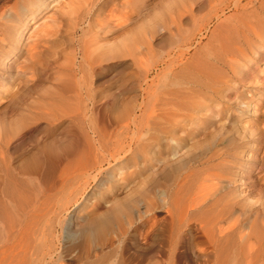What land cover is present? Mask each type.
<instances>
[{
    "label": "rangeland",
    "instance_id": "obj_1",
    "mask_svg": "<svg viewBox=\"0 0 264 264\" xmlns=\"http://www.w3.org/2000/svg\"><path fill=\"white\" fill-rule=\"evenodd\" d=\"M21 2L4 0L0 6ZM52 6L36 20L50 32L37 37L40 47L30 54L24 48L31 30L16 57L0 66V134L20 123L11 133L13 165L24 168L49 146L81 133L97 139L95 121L107 137L119 130L124 110L135 111L126 136L139 139V149L134 146L104 163L100 180L65 210L67 181L57 175L41 181L34 206L23 209L26 234L34 235L31 254L36 255L30 254L28 263L41 264L38 243L59 227L57 216L63 221L64 243L68 229L76 230L115 200L132 199L122 218L132 221L128 236L121 237L123 251L108 245L91 248L77 238L53 264H264V0H94L73 19L59 4ZM141 31L145 42L131 53L126 49L121 56L98 59ZM92 66L97 69L92 79L96 110L72 112ZM187 94H194V102ZM92 101L85 103L91 108ZM154 104L180 115L174 113L169 122L168 112L157 109L163 118L154 119L156 142L146 150V107ZM190 111L198 120L176 121ZM1 138L6 139L0 135V144ZM181 162L173 175L162 178L163 170ZM201 186L207 188L204 194L197 192Z\"/></svg>",
    "mask_w": 264,
    "mask_h": 264
},
{
    "label": "bare ground",
    "instance_id": "obj_2",
    "mask_svg": "<svg viewBox=\"0 0 264 264\" xmlns=\"http://www.w3.org/2000/svg\"><path fill=\"white\" fill-rule=\"evenodd\" d=\"M2 1H4V0H0V5H1ZM21 1H22L21 4L15 3L11 6H7V5H6V7H4L5 5L3 7L0 6V66L4 65L3 63L6 61V59L8 57H12V56H13V58L16 57V50L20 47V45H21L22 41L25 39L26 35L30 34L31 30H33V32H31V34L29 36L27 35L28 40H27V43L25 44L24 48H26L27 53L30 54L40 47L39 43H41V40H40V38H37V37L42 32H45V30H42V26L40 28V26L37 25L36 20H38V18L43 14V12L45 10L52 9L53 8L52 4H59V7L62 6V9L65 10L66 13H68L73 19V17L76 18L79 15V13L85 12V10H88V8L90 6H92L94 3V0H62V2L60 0H21ZM3 4H5V2L2 3V5ZM216 12H217V10H216ZM53 22H55V21L53 20ZM49 34H50V32L46 31L43 34L44 35L43 37L49 36ZM144 38H145L144 32L141 31L139 33H135L134 35H131V37H128L127 39H125V41L120 43L118 46H115L114 48L109 50L108 54L106 53V55H108V57L106 55L105 56L103 55V57H102V55H101L98 57V59L109 60L111 58H114V56H121L122 54H124L126 49L128 51H130L129 53H131V51L134 49L135 45L138 42L142 43L145 40ZM149 48H150V45L148 43L147 49H149ZM142 53L143 52H139V55H142ZM96 60L97 59H95V60L93 59V61H96ZM233 61H234V59H233ZM147 70L148 69H146L145 71H147ZM88 72H89L90 77L87 81L84 82L83 85L80 86V91L77 95V98L80 100H78V103H76L77 105L75 106V108H73V107L69 108L72 110V112L74 110V111L78 112V114L82 113L83 115L87 114V113H93L97 107L95 105L96 100L93 97L94 92L96 94H97V92L95 90V87L93 86L94 84H93V80H92L97 73V69L92 66L91 68H89ZM145 73L147 74V72H145ZM228 78H230V77H228ZM144 80L146 81L147 78ZM150 86L151 85H149V87ZM150 90H151V87H150V89L148 88L149 92H150ZM85 95H86V97H85ZM149 95H150V93H149ZM187 95L189 96V94H187ZM197 96H199V95L196 94V96L194 97L195 100H196ZM90 97L93 99L91 108H90L89 104L85 103V100L88 98L90 100ZM189 97H186V98L188 99ZM183 98H185V96ZM197 98H199V97H197ZM192 99H193V97L191 98V100ZM183 101L185 102L184 99H183ZM192 101L194 102V100H192ZM192 101H190V102H192ZM240 101H244V100H240ZM156 102H158V101H156ZM167 102H168V100H167ZM187 103H189V102H187ZM180 104H181V101H180ZM250 104L251 103H248L247 106H250ZM74 105H75V103H74ZM163 105H162V110H164ZM178 106L180 108V105H178ZM146 108H145L146 109V117L144 116L145 112H144V114L142 113V116L145 117V121L147 122L146 123L147 124L146 125V127H147L146 131L148 133H147V138L144 140L146 142V150H147L151 147V145H152L151 142L155 141L154 135H155V132L157 129L155 130V128L153 126L154 125V119L155 118H157L158 120L160 119L159 121L161 122V119L163 118V116H162V118L160 117V115L158 116V113H157L158 108H157L156 104L149 105ZM182 108L179 110L181 111ZM257 108L258 107H256V105H254V112H257ZM71 110L69 111L70 113H71ZM133 110H132V112L130 111L131 113L126 112L127 110H124V113L123 112L121 113V118L118 121L119 124L117 123L119 127L116 126L119 129L118 130L116 128L118 130V131L116 130L117 132L114 131V133H112V134L111 133L109 134V132H108L107 137H104V135L102 136V133H104L103 130L99 129L97 124H94V123H96V121L95 122L93 121L94 122V123L92 122L94 124V126L92 124L93 130H94L93 133L97 136V139H95L94 137H91L89 135L90 133H88V132L83 133V134L81 133V135H77V136L73 137L72 139L68 138V140H66L65 143H63L59 146H49L48 148H46L45 153L40 158H32V159L30 158V160L26 163V166H24V168H19V167H16L15 165H13V157L9 152V146L11 145V142L14 139V134H11V133L15 132V130L20 126V123H15V124L11 125V127L6 128L4 130V132L0 134L1 137L3 136L4 138H6V139L1 138L4 141L3 142L4 145H3V143L0 144V170L3 172L2 181H1L2 187L0 185V187H1V189H0V191H1V195H0V264H30V263L32 264L31 261H30V263H28V262H29L30 256L35 255V254H33V252L31 254V251L33 250L31 246H32V242L34 240V238L32 240V237H34V235L32 234V232H31V234L30 233L26 234L27 229L25 227H27V226L24 225L25 217L23 214L24 213L23 209L28 208V207L32 208L34 206V204L36 202V199H34V196L37 194L39 188L41 190V187H40L41 181H42V183L45 179H47V181H48V178H51L54 175H57L60 178H62V180L67 181L68 187H67V190L65 191V194H64V199H65L64 203L65 204L61 205V208H64V206L73 205L87 191L88 187L91 185V182H94V181L98 182V180H100L99 176H101L103 171H104V163L110 164L112 161H116L118 158H120L122 156L123 153L124 154L127 153L131 148H134V146H136L138 148V146H139L138 140L139 139L131 138L129 140V137L126 136L128 130L131 128L130 127L131 123L135 122L134 120L136 117H134L133 113L135 111H133ZM159 110H161V108L158 109V111ZM167 110H164V112L166 113ZM170 110H171V108H170ZM179 110H178V112H179ZM143 111H145V110H143ZM161 111L159 113H161ZM191 111H190V115L188 114L186 116H184V114L181 113V114H183V116H178L176 118V121H180V122L182 121L180 123L182 125L183 122H185L186 124H192V122H194L195 120H198V116L191 114ZM174 113L175 112H173V114H172L171 111L168 112V115H169V116L167 115L168 119L170 116L176 117L175 114H177V111L175 114ZM195 113H196V110H195ZM76 114H75V116H76ZM82 114H80V115H82ZM161 115H164V113ZM177 115H180V114H177ZM135 116H137V115L135 114ZM167 117L164 116L165 119ZM139 118H140V116H139ZM170 121L171 120L169 119V122ZM176 121L172 120V122L175 125H177V123H179V122L176 123ZM157 124H158V122H157ZM172 126H174V125H172ZM163 127L160 129L163 130ZM245 129H247V128H245ZM168 130H171V129H168ZM112 132H113V130H112ZM155 136H157V135H155ZM104 138H106L108 140V142L107 141L104 142L103 141ZM141 143L143 144L142 141H141ZM141 149H142V147H141ZM181 166H183V162H181V164L169 166L170 168H168V169L166 168L161 173L162 178L164 179L165 177H168L169 174H172V172L178 170V168ZM22 178L27 179V180H23ZM206 180L207 179H205V181ZM45 182L46 181H44V183ZM206 182H207V184L204 183V185L207 187V185H209V183H208V181H206ZM217 182H218V180H217ZM67 183H66V185H67ZM181 183H184V182L182 181ZM42 185L44 186V184H42ZM64 185H65V183H64ZM186 186H187V184H186ZM206 189L207 188L204 187V189H203V187H202L201 189L199 188V191H197V192L201 193V192H203L202 190H206ZM43 192H41V195L43 194ZM184 192H185V190H184ZM204 193L205 192H203L201 194H204ZM203 198H204V196H203ZM51 201L53 202V200H51ZM133 201L134 200H132V199H128L126 201H120V200L113 201L105 211L84 219L82 221V223L77 226L78 228L76 230H72V229L69 230L68 229L67 234H66V240L64 243L62 242V233L65 230L64 225H63V221L61 220V218L59 216H57V217L55 216L56 218H58V219H56V221H57V224L59 227L58 228L56 227V229L55 228L51 229L49 234L47 233L48 236L47 237L43 236L42 240H40V243H38L39 244L38 245L39 246L38 253L41 252L40 258H38V259L41 261V264L47 263V261H50V263L52 261V264H53L56 261V259L62 260L65 257V252L68 251V247L70 245H73L77 238H80L79 239L80 244H83V245L86 244L87 246L91 244V246H90L91 248H92V245L96 246V244H97V247L99 245L101 248L103 246L108 245L112 250L115 249L116 251L117 250L123 251L122 250L123 247L120 246L121 237L126 236V235L128 236V231L130 230V226H131L132 221L129 220L126 223H123L122 218L125 214H127L129 212V209H130ZM195 203L196 202H194V204ZM40 204H38L37 208H39ZM189 204H192V203H189ZM41 205H40V207H41ZM192 206L193 205H189L185 209L183 208V210L179 211V214L184 215V213L188 212V210ZM30 208H28V210H30ZM65 209L66 208H64V210ZM20 210H22L21 213H20ZM54 210H56V209H54ZM33 212H36V211L33 210L32 213ZM169 212H170V214L173 215L171 210H169ZM41 220H42V218H41ZM43 226H44V224H43ZM180 229H182V228H180ZM175 235L178 236V234H175ZM36 237H38V236H36ZM36 237H35V239H36ZM38 241H39V239H38ZM61 247H62V249H61ZM41 248H42V250L40 251ZM35 250L37 251V248H35ZM102 250H103V248H102ZM86 252H88V251H86ZM174 252L175 251H173V253ZM88 253H87V255H89ZM121 256H122V254H121ZM37 257H39V256L37 255ZM35 259H36V257H35ZM38 259H37V261H38ZM87 259H89V257Z\"/></svg>",
    "mask_w": 264,
    "mask_h": 264
}]
</instances>
